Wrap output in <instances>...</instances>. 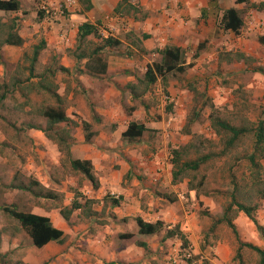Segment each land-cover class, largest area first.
<instances>
[{"label": "crops", "instance_id": "obj_1", "mask_svg": "<svg viewBox=\"0 0 264 264\" xmlns=\"http://www.w3.org/2000/svg\"><path fill=\"white\" fill-rule=\"evenodd\" d=\"M18 1L20 10L12 13V17L30 11L34 0ZM88 1L89 9L81 0H73L70 5L68 0H40L53 8L68 5V9L54 22L45 21L38 12L42 16L39 23L25 26L27 31L38 33L45 41L46 47L41 54L47 52L48 57L43 63L48 66L60 59L58 66L65 69L57 73L62 78V91L66 89V114L76 122L70 154L74 159L90 161L98 187L93 188L77 173L83 180H69V190L50 180L49 171L59 164L57 146L40 130L25 132L24 140L30 144L31 150L38 153L39 147H46L48 152L37 156L41 166L29 161L26 182H18L13 174L10 184L4 186L12 193L27 194L28 204L19 206L17 202H10L0 206L14 204L21 211L48 217L56 228L62 230L64 240L49 242L42 248L32 246L35 250L29 254H25L24 248L17 249L22 264H170L171 258L177 259L187 248L192 257L176 260V264H203L211 253L215 255L214 264H229L232 258L230 243L212 238V246L202 245L201 239L205 237L202 225L194 221L183 207L184 191L190 199H198L200 195L197 198L194 191H189L186 182L173 183L171 158L167 159L166 149L160 153L154 150L158 139L164 143L167 138L173 140L170 137L181 119L178 112L183 105L174 88L176 83L168 86V80L161 82L162 89L173 93H167L172 99L167 106L161 101L163 92L157 91L160 95L157 110L162 119L160 122L152 119L156 113L154 108L145 104L154 92L153 85L139 99L132 98L128 85L142 80L147 65L159 62V51L166 47H178L183 51L184 65H190L187 71L217 55L216 60L221 63L236 62L223 59L229 52L251 58L232 49L247 43L254 34L258 35L257 43L264 45L260 41L264 38V9L255 7L264 0H247L245 3L236 0H127L119 13L115 8L122 0ZM230 8L236 9L243 19L238 35L222 30L219 25L224 10ZM85 23L95 28L97 36L88 35L80 42L78 30ZM23 24L28 25V20ZM19 35L24 40L26 33ZM86 38L96 43L87 52L81 46ZM106 38H112L117 44L105 45L103 40ZM206 41V51L195 57L198 45ZM97 48H100L97 55L90 58ZM100 52L104 53L102 58ZM81 54L84 56L79 57ZM132 121L144 124L148 130L137 143L122 139V133ZM84 124H87L86 131ZM156 129L157 133L154 132ZM86 134H90L88 143ZM77 180L82 184L79 185ZM32 181L41 189L52 192L53 196L38 197L29 190L16 188L29 186ZM32 190L37 191L36 187ZM63 192L65 200L62 201ZM112 200L119 204L113 205ZM74 201L80 208L73 210L65 220L60 211L70 208ZM136 217L150 223L161 221L164 229L158 234L140 235L134 221ZM175 225L188 240L185 246L178 237L163 239L165 231ZM125 234H131V237H123ZM2 235L1 231V240ZM16 236L14 232L9 234L12 239ZM235 243L237 249L236 240ZM1 254L10 259L13 250ZM195 256L199 258L192 262ZM19 261L14 263L19 264Z\"/></svg>", "mask_w": 264, "mask_h": 264}, {"label": "rangeland", "instance_id": "obj_2", "mask_svg": "<svg viewBox=\"0 0 264 264\" xmlns=\"http://www.w3.org/2000/svg\"><path fill=\"white\" fill-rule=\"evenodd\" d=\"M39 5L40 0H34L30 11L13 17L12 13H0L3 22L9 24L12 20H15L17 32L22 35L26 33L24 35V46H5L0 50L1 60L4 62V64L0 63V83L3 81L9 83L12 76H19L21 79L27 77L28 62L23 58V54H29L32 45L43 39L42 36H38V33L32 34L26 30V28L39 23L42 18L43 14L42 16L39 14L41 13ZM25 20H28V25L23 24ZM25 26L28 27L25 28ZM257 37L258 35L254 34L248 38L247 43L241 46L236 45L232 49V51H240L250 56L251 58L246 62L221 63L218 59L216 60L217 55L204 60L198 66H193L184 76L169 75L167 77L168 86L176 83L174 88L181 97L183 107L180 110L181 112L176 111L181 119L170 137L173 140L167 138L164 143V141L158 139V143L154 147L157 153L165 148V155L167 154V159H170L171 150L184 146L189 147V151L185 155L188 158L210 151L219 152V139L210 129L209 115L212 111L226 118L233 125L256 123L262 117L264 112V72L256 71V68L262 67L264 70V45L257 43ZM81 46L87 52L91 51L96 43L94 44L91 39L86 38ZM99 54L100 58L104 56L102 52ZM47 57V52L40 55L36 72H40L46 66L43 61ZM156 59L157 57H155ZM59 61L60 59L54 65L58 66ZM54 81L57 92L64 98L67 110L66 89L62 91V78H59L58 73H56ZM162 88V83L157 82L152 87L154 92L152 91L150 99L145 100L146 105L154 108L156 113H154L152 119L156 122L162 121L161 116L157 113L160 104V95L157 91L160 90L164 94H173L171 90L167 91ZM192 88L196 90V93L191 91ZM29 100V103L25 105V99L19 92L11 88L7 99L0 105V204L10 202H17L19 206L28 204L29 196L27 194L20 191L12 193L4 186L10 184L13 174L18 182H26L28 177L25 174L28 170L27 164L29 161L33 160L34 164L41 166L37 162L38 157L48 152L46 147H39L38 153L34 152L24 138L26 137L25 132L29 130L26 124L35 123L45 126V120L35 116L34 109L39 105H52L53 101L44 94H30ZM188 120H191L189 124ZM74 132L75 129L72 133ZM154 132L157 133L158 130L156 129ZM252 138V134L246 135L240 140L239 146L233 152L221 158H214L203 166L195 174L192 181L193 184H197L202 175L206 177L204 186L201 188L200 197L190 199L189 194L184 191L185 198L182 199L185 210L190 212L194 221L202 225V234L204 233L205 237H202L201 244H204L205 247L212 246L214 244L212 238L229 242L232 248V258L236 253V243L231 229L225 223H221L215 229H212L213 232L211 231L212 221L218 218L223 209L228 206L231 200L230 195L235 194L236 200L239 202L254 206L256 208L255 217L264 226V199H261L256 189L250 186L245 161L234 159L251 149ZM58 158L59 164L51 168L49 179L57 181L61 187H66L69 190V183H67L69 180L83 179L69 169V164L63 154H58ZM42 161L48 162V159ZM261 163L264 171V160ZM231 176L236 178L238 191H235L234 186L231 184ZM77 182L79 185L82 184V181L77 180ZM185 182H188V178H185L181 184ZM263 186L264 184L260 188L262 189ZM61 195L63 196L62 201L65 200V192ZM235 208L234 206L229 215L233 218L239 238L243 242H249L264 249V241L257 233L253 223ZM1 231L3 235L0 252L7 253L13 250V255L8 257L10 259H5L8 264H15L16 260L21 261L22 258H20L17 249L24 248L25 254L35 250L31 246L28 236L19 229V226L14 221L2 217L0 213ZM13 232L17 235L15 239L9 237V234ZM185 241V244H187L188 240L186 238ZM241 256L247 264L257 263V255L250 249L243 248ZM198 258L199 256H195L192 262ZM207 258L203 264H214V254H209ZM232 258L229 264H236V261H233ZM20 263L22 264V261Z\"/></svg>", "mask_w": 264, "mask_h": 264}, {"label": "trees", "instance_id": "obj_3", "mask_svg": "<svg viewBox=\"0 0 264 264\" xmlns=\"http://www.w3.org/2000/svg\"><path fill=\"white\" fill-rule=\"evenodd\" d=\"M86 3V9L90 8L88 0H81ZM127 0H122L120 4L115 8V12L119 13L121 7ZM247 0H236L237 3H245ZM258 9H264V1L255 5ZM20 10V2L18 0H0V12L14 13ZM42 15V13H40ZM219 25L222 30L230 31L238 35L243 27V19L239 12L234 9L224 10ZM97 36L95 28L87 23L82 24L78 30V40H83L88 35ZM0 50L5 46L20 47L23 45L24 40L20 37L16 30L15 20H12L9 24L3 22L0 17ZM105 45L114 46L117 44L112 38H106ZM260 41L264 43V38H260ZM208 42H202L198 45L195 57L204 53L207 49ZM46 44L43 39L31 47V52L24 53L23 58L28 62L26 68L28 75L24 79L19 76H12L10 82L3 81L0 83V105H2L8 97L11 88L20 93L25 99L24 104L29 103L30 94H44L53 101L52 105H39L34 109V114L37 117L45 120V126L41 124L28 123L26 127L28 129L40 130L44 133L45 137L54 143L59 152L65 156L66 161L69 164V169L73 173L81 174L93 188L98 187V181L93 173V167L90 161L74 159L70 154V145L72 141V132L76 127V122L67 116L64 98L57 92V86L54 78L58 71L64 72L65 69L62 66H56L54 64L48 65L42 68L40 72H36L39 56L45 49ZM97 51L90 54V58L93 55H97ZM161 59L159 62H153L148 64L143 75V79L139 80L137 84L128 85V89L132 95V98L139 99L150 87L157 81L162 83L167 81L169 75L184 76L187 73V69L190 65H184L183 51L178 47H166L159 51ZM81 54L79 57H83ZM232 57V58H229ZM0 63L4 64L1 60ZM226 61H244L249 58L243 56V54L230 52L225 54ZM256 71L264 72L262 67L256 68ZM192 92L196 93L194 88ZM210 129L219 139L220 149L219 152H207L198 154L193 158L185 157L189 151L188 146L176 148L171 150V164H172V182H182L185 178H188L187 189L194 191L198 198L201 193V188L204 186L206 177L202 175L197 184H193L195 174L214 158H221L227 154L233 152L239 146L240 140L246 135L252 134L253 140L251 143V149L246 151L243 155L237 156L235 160H244L249 174L250 186H253L257 194L261 199H264V186L261 189L260 186L264 184V171L262 160H264V112L262 117L252 124L233 125L226 118H223L212 111L209 115ZM188 124L191 120H188ZM85 131L87 130V124H84ZM148 131L144 124L132 121L128 124L127 129L122 133V139L128 143L140 142L144 133ZM90 134L85 135V141L88 143ZM231 184L234 186L235 191L239 190L236 178L231 176ZM32 187H36L37 191L32 190ZM21 190H29L35 196L51 198L52 192L43 190L40 188L37 182L32 181L29 186L19 185L16 187ZM230 203L223 209V212L218 218L212 221V228L215 229L219 224L225 223L229 227L237 242V249L234 255L233 261L236 264H247L242 256L241 251L243 248L250 249L257 255L256 264H264V249L258 247L249 242H243L239 238V234L233 218L229 215L233 207L236 210L242 212L255 226L257 233L264 241V226L261 225L255 217L256 208L251 205H245L236 200L235 194L230 195ZM113 205H118L117 200L111 201ZM80 208L77 202H73L70 208H64L60 211V214L65 220H68L73 210ZM0 213L11 220L17 222L19 229H21L29 238L31 246L35 248H42L49 242L61 243L64 240V233L62 230L56 228L48 217L37 215L30 212H24L18 209L14 204H6L0 206ZM137 227L138 234L150 236L160 233L164 229V224L161 221L154 223L146 222L140 217L134 219ZM125 238L131 237V234L123 235ZM170 237H178L182 240V245L185 246V238L178 225H175L171 229L165 231L163 239ZM0 244H1V232H0ZM144 247V245H143ZM5 256L0 253V264H8L5 260ZM205 262V261H204Z\"/></svg>", "mask_w": 264, "mask_h": 264}, {"label": "built area", "instance_id": "obj_4", "mask_svg": "<svg viewBox=\"0 0 264 264\" xmlns=\"http://www.w3.org/2000/svg\"><path fill=\"white\" fill-rule=\"evenodd\" d=\"M72 1L73 0H68V2H67V3H69L68 5L72 4ZM68 5L64 6V8H62V7L53 8L48 3L41 2L39 5V11L43 14L45 21L54 22V20L57 17H61V16L65 15V13L68 9V7H67ZM261 25H262V23L259 26H261ZM161 101H162L164 106H167L169 103H172V99L170 98V96L167 94H164V93H162ZM111 197L116 198L115 194H111ZM180 257L178 255L177 259L171 258L169 260V263L170 264H176V260H180V259L189 260L192 257L191 250L189 248L182 250V254Z\"/></svg>", "mask_w": 264, "mask_h": 264}]
</instances>
